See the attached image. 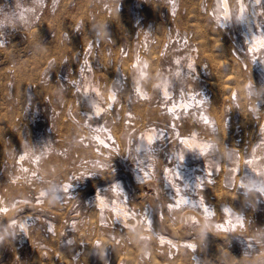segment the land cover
I'll return each instance as SVG.
<instances>
[{"label":"rangeland","instance_id":"374dc122","mask_svg":"<svg viewBox=\"0 0 264 264\" xmlns=\"http://www.w3.org/2000/svg\"><path fill=\"white\" fill-rule=\"evenodd\" d=\"M261 1L0 0V264H258Z\"/></svg>","mask_w":264,"mask_h":264},{"label":"bare ground","instance_id":"6f19581e","mask_svg":"<svg viewBox=\"0 0 264 264\" xmlns=\"http://www.w3.org/2000/svg\"><path fill=\"white\" fill-rule=\"evenodd\" d=\"M218 2L217 3H219V5H221V7H222V10H221V12L223 13V23L225 22L226 23V21H228V19H230L229 17H230V13H229V10H228V2H227V0H217ZM235 1V0H234ZM251 1V0H250ZM264 1V0H263ZM262 2V1H261ZM233 3V2H232ZM238 3V2H237ZM254 3V2H253ZM253 3H252V5H253ZM240 7H241V5H239V8H238V13H237V17L239 16V14H240ZM233 8V7H232ZM260 8V7H259ZM236 9V8H235ZM252 9V8H251ZM220 10V9H219ZM233 10V9H232ZM260 10V9H259ZM250 12V11H249ZM253 13L254 12H252L251 14H249V13H245V21H244V23L242 24V27H243V32H244V34H245V36H246V38L248 39V40H250L251 41V43L252 44H254V45H256V44H258L259 43V39L262 37V36H260L259 34H256L255 32H254V29H253V23H254V20H255V17L253 16ZM233 14V13H232ZM215 15V14H214ZM234 17V16H233ZM216 18V17H215ZM214 19V18H213ZM220 19V18H219ZM215 20V19H214ZM238 20V19H237ZM220 22V21H219ZM216 24V23H215ZM216 28V27H215ZM258 33V32H257ZM132 67H133V65H132ZM262 67V66H261ZM135 69V68H134ZM264 69V68H263ZM131 71V70H130ZM114 78H116V77H114ZM118 79V78H117ZM138 79V78H137ZM136 79V80H137ZM135 81V80H134ZM139 81V80H138ZM114 83V82H113ZM117 83V82H116ZM133 83V82H132ZM139 85V84H138ZM134 86H136V85H134ZM137 87V86H136ZM139 88V87H138ZM138 88H136V89H138ZM138 90H140V89H138ZM137 91V90H136ZM140 93H141V91H140ZM162 93H166V91H165V89H162ZM113 91L111 90V92H110V97H111V99H112V97H113ZM142 95V94H141ZM96 96H86V98H87V100L89 101V102H93V103H95L94 102V98H95ZM185 105V104H184ZM95 110L96 111H98L99 110V107H98V105H95ZM74 123V122H73ZM263 123V122H262ZM262 126H263V124H261ZM155 135V133L153 132V131H149V132H146L142 137H140V139H139V145L140 146H142V147H144V146H148V144H149V140L150 139H152L153 138V136ZM181 140V142H182V145H183V147L185 148V149H190V148H188V147H194V146H198V144H199V142L196 140V138H195V136H190V137H185V138H182V139H180ZM179 140V141H180ZM193 149V148H192ZM182 151V150H181ZM189 151V150H188ZM192 151H194V150H192ZM139 154V153H138ZM181 155V154H180ZM177 156V155H176ZM144 157V156H143ZM180 157V156H179ZM181 158V157H180ZM177 162V161H176ZM168 167V166H167ZM175 167H177V166H175ZM166 169V167L164 168V170ZM184 169H186V168H184ZM134 170V169H133ZM168 170H169V168H168ZM177 170V169H176ZM187 171V170H186ZM133 172V171H132ZM137 172V171H136ZM142 172V171H141ZM165 172V171H164ZM137 173H139V172H137ZM147 173V172H146ZM136 174V173H135ZM145 174V173H144ZM177 174H179V173H177ZM186 174V173H185ZM131 175V174H130ZM147 175V174H146ZM182 175V174H181ZM187 175V174H186ZM137 176H139V175H137ZM141 176V175H140ZM149 177V176H148ZM185 177H187V176H185ZM138 178V177H137ZM136 178V179H137ZM141 178V177H140ZM146 178V177H145ZM142 179V178H141ZM178 180H180V179H178ZM184 181V180H183ZM118 182V181H117ZM188 182V181H187ZM186 182V183H187ZM103 183V182H102ZM113 183V182H112ZM19 184V183H18ZM104 185V184H103ZM115 185H116V183H115ZM119 185V184H118ZM122 185V184H121ZM184 186H185V181H184ZM183 186V187H184ZM191 186V185H190ZM260 186V185H259ZM116 190V189H115ZM177 190V189H176ZM114 192V191H113ZM117 192V191H116ZM103 194V193H102ZM105 194V193H104ZM114 194V193H113ZM260 194V193H259ZM101 194L99 193V194H95V196H93L94 197V199H95V197H96V202H97V204H98V206H104L105 204H107V202L103 199V195L102 196H100ZM107 195H109V194H107ZM115 195V194H114ZM170 195V194H169ZM110 196V195H109ZM124 196V195H123ZM116 197H117V195H116ZM125 197V196H124ZM127 197V196H126ZM125 197V198H126ZM25 198H27V197H25ZM36 198H38V197H36ZM58 198V197H57ZM106 198V197H105ZM29 199V198H28ZM33 199V198H32ZM113 200V203H112V207H113V212H114V218H115V220L116 221H118V222H121V224H123L124 225V223H126L125 222V217L127 216V211L124 209V206H123V204L121 203V201L119 202V201H114V199L115 198H112ZM18 200V199H17ZM16 200V201H17ZM22 200V199H21ZM31 200V199H30ZM29 200V201H30ZM109 200H110V198H109ZM117 200V199H116ZM124 200V199H123ZM183 200H185V199H183ZM191 200V199H190ZM189 200V201H190ZM38 201V200H37ZM19 202H21V201H19ZM191 202V201H190ZM17 203H18V201L16 202V205H17ZM22 203V202H21ZM29 203V202H28ZM39 203V202H38ZM38 203H36V204H38ZM59 203H60V201H59ZM199 203V202H198ZM200 203H202V202H200ZM15 204V203H14ZM20 205V204H19ZM18 205V206H19ZM29 205V204H28ZM13 206V205H12ZM1 207V206H0ZM169 207V206H168ZM202 207H204V206H202ZM37 208V207H36ZM5 209V208H4ZM166 209V208H165ZM203 209V208H202ZM206 209V208H205ZM0 211H1V209H0ZM3 211V210H2ZM1 211V212H2ZM5 211V210H4ZM150 211V210H149ZM207 211V210H206ZM51 212V211H50ZM55 212H57V211H55ZM5 213H6V211H5ZM14 214V213H13ZM129 215V214H128ZM251 218H252V216H251ZM254 218V217H253ZM252 218V219H253ZM15 219V218H14ZM255 219V221H256V218H254ZM19 220V219H18ZM43 220V219H42ZM127 220V219H126ZM5 221H6V219H5ZM20 221H22V220H20ZM117 222V223H118ZM251 222H253L252 220H251ZM10 223V222H9ZM8 223V224H9ZM25 221H22L20 224V227L23 229V230H26L25 229ZM42 223V222H41ZM50 223V222H49ZM53 223V222H52ZM17 224V223H16ZM19 224V223H18ZM118 224H120V223H118ZM120 224V225H121ZM127 224V223H126ZM129 224V223H128ZM127 224V226L129 227V225ZM134 224V223H133ZM132 225V224H131ZM174 225V224H173ZM254 225H255V222H254ZM257 225V224H256ZM5 226V225H4ZM50 226H51V224H50ZM49 226V227H50ZM134 226V225H133ZM168 226H170V224L168 225ZM36 227V226H35ZM48 227V226H47ZM126 227V226H125ZM128 227H126V228H128ZM130 227H132V226H130ZM130 227H129V229H130ZM255 227H257V226H255ZM4 228V227H3ZM11 228V227H10ZM37 228V227H36ZM240 228V227H239ZM49 229V228H48ZM132 229V228H131ZM248 229V228H247ZM253 229V228H252ZM251 229V230H252ZM50 230V229H49ZM254 230H255V228H254ZM34 231V230H33ZM52 231V230H51ZM55 231H57L56 229H55ZM60 231V230H59ZM3 232V231H2ZM32 232V231H31ZM252 232H253V230H252ZM255 232H258V231H255ZM7 233V232H6ZM12 233V232H11ZM26 233V232H25ZM53 233V232H52ZM55 233V232H54ZM241 233V232H240ZM253 234V233H252ZM35 235H37L38 236V234H35ZM50 235H51V233H50ZM53 235V234H52ZM55 235V234H54ZM56 235H57V232H56ZM59 235H60V232H59ZM58 235V236H59ZM162 235V234H161ZM207 235V234H206ZM37 236H36V239H37ZM61 236V235H60ZM200 236V235H199ZM213 236V235H212ZM217 236V235H216ZM222 236V235H221ZM226 236V235H225ZM264 236V235H263ZM224 237V236H223ZM245 237V236H244ZM59 238V237H58ZM183 238H185V237H183ZM217 238V237H216ZM254 238V237H253ZM259 238V237H258ZM1 239V238H0ZM24 239H25V237H24ZM48 239V238H47ZM51 239H52V242H53V238L51 237ZM51 239H49V241H51ZM63 239V238H62ZM61 239V240H62ZM161 239H163V238H161ZM212 239H214V238H212ZM221 239V238H220ZM233 239V238H232ZM248 239H250V238H248ZM43 240V239H42ZM41 240V241H42ZM56 240V239H55ZM59 240V239H58ZM168 240V239H167ZM183 240V239H182ZM215 240H217V239H215ZM235 240V239H234ZM234 240H231V242L232 241H234ZM251 240V239H250ZM33 241V240H32ZM41 241H40V243H41ZM173 241V240H172ZM187 241V240H186ZM242 241V240H241ZM253 241H254V239H253ZM256 241H257V239H256ZM38 242V241H37ZM52 242H50L51 244H52ZM160 242V241H159ZM171 242V241H170ZM169 242V243H170ZM174 242V241H173ZM176 242V241H175ZM183 242H184V240H183ZM182 242V243H183ZM201 242V241H200ZM203 242V241H202ZM230 242V243H231ZM239 242V241H238ZM248 242H250V241H248ZM260 242V241H259ZM35 243V242H34ZM40 243H36L38 246H39V244ZM168 243V242H167ZM168 243V244H169ZM180 243V242H179ZM187 243V242H186ZM191 243V242H190ZM212 243V242H211ZM229 243V244H230ZM235 244V242H232V244ZM239 243H241V242H239ZM258 243V242H257ZM35 244V245H36ZM56 243L54 242V244H52V246L53 245H55ZM64 244V243H63ZM171 244H173V243H171ZM174 244H177V243H174ZM192 244V243H191ZM216 244V243H215ZM248 244V243H247ZM252 244V246L254 245L253 243H251ZM259 244V243H258ZM262 244V243H261ZM41 245H42V243H41ZM57 245V244H56ZM59 245H61V244H59ZM178 245V244H177ZM181 245V244H180ZM182 245H184V244H182ZM181 245V246H182ZM244 245V244H243ZM260 245V244H259ZM58 246V245H57ZM189 246V245H188ZM213 246V245H212ZM251 246V245H250ZM61 247H62V245H61ZM200 247V246H199ZM241 247V246H240ZM239 247V248H240ZM244 247H245V245H244ZM213 248H214V246H213ZM231 248V247H230ZM238 248V247H237ZM236 248V249H237ZM249 248V247H248ZM202 249V248H201ZM222 249V248H221ZM229 249V248H228ZM244 249V248H243ZM250 249H252V248H250ZM254 249H255V247H254ZM245 250V249H244ZM204 251V250H203ZM209 251H211V250H209ZM215 251V250H214ZM236 251V250H235ZM241 251V250H240ZM245 251H247V250H245ZM251 251V250H250ZM264 251V250H263ZM208 252V251H207ZM220 252V251H219ZM252 252V251H251ZM204 253V252H203ZM211 253V252H210ZM217 253H218V251H217ZM254 253H255V251H254ZM258 253V252H257ZM261 253V252H260ZM198 254V253H197ZM200 254V253H199ZM240 254V253H239ZM243 254V253H242ZM251 254V253H250ZM263 254V253H262ZM237 255V254H236ZM243 255H245V254H243ZM246 255H249V254H246ZM194 256V255H193ZM206 256V255H205ZM252 256V255H251ZM254 256V255H253ZM199 257V256H198ZM260 257V256H259ZM211 258H212V256H211ZM246 258V257H245ZM193 259V258H192ZM251 259H253V258H251ZM231 260V259H230ZM214 261V260H213ZM259 261V260H258ZM183 262V261H182ZM247 262V261H246ZM257 262V261H256ZM197 263V262H196ZM219 263V262H218ZM221 263H222V261H221ZM251 263H252V261H251ZM180 264V263H179ZM198 264V263H197ZM217 264V263H216ZM223 264V263H222ZM237 264V263H236Z\"/></svg>","mask_w":264,"mask_h":264},{"label":"clouds","instance_id":"9594fccd","mask_svg":"<svg viewBox=\"0 0 264 264\" xmlns=\"http://www.w3.org/2000/svg\"><path fill=\"white\" fill-rule=\"evenodd\" d=\"M260 2H261V0H256V3L257 4H260ZM241 3H242V0H241ZM245 11H246V8L244 6H241L240 7V14L238 16V20L240 21L241 24H243L244 21H245ZM257 15L264 16V9L260 10L259 13H257V12H254L253 13V16L254 17L257 16ZM256 23H259V20H256ZM221 26L224 27V26H226V24L221 25ZM259 31H260V29H259ZM251 47H252L251 44H249V49H250L249 55H251V57H252V63L254 65L256 63V60L258 58H264V37H261L259 39V43L257 44L255 51H252L251 50ZM233 54L236 55L235 53H233ZM262 62H264V59H262ZM176 63L179 64V60H177ZM188 69L190 71H195L194 62L188 64ZM248 94H249V96L252 95V85L251 84L249 85V92H248ZM200 103H203V101H200ZM256 107L259 108V105H257ZM162 136H163V132H161V137ZM153 142H154V138L149 140V144H151ZM181 159H183V158H181ZM165 171L167 172L168 170L165 169ZM67 187L68 188H71V184L67 185ZM254 190L257 191V192H259V193L264 194V183H262L260 186H258ZM169 207L171 208L173 206L172 205H169ZM149 223H150V221H149ZM218 230H219V226H218ZM225 231H227V229H225ZM193 250H194V248H193ZM258 264H264V257H261L260 258Z\"/></svg>","mask_w":264,"mask_h":264}]
</instances>
